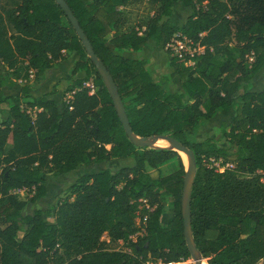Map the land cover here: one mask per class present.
<instances>
[{
    "label": "trees",
    "instance_id": "1",
    "mask_svg": "<svg viewBox=\"0 0 264 264\" xmlns=\"http://www.w3.org/2000/svg\"><path fill=\"white\" fill-rule=\"evenodd\" d=\"M64 1L112 77L132 133L168 136L192 152L190 232L198 253L207 264H261L264 87L251 91V79L264 68V0H148V21L127 31L122 9L144 0ZM177 5L193 9L181 27L171 22ZM175 34L204 47L192 66L169 56L171 71L157 76L150 60L126 56L149 41L169 55L165 47ZM71 54L78 55L70 72L71 101L57 105L46 94L31 96L30 76L43 77ZM81 72L85 77L76 79ZM12 80L25 82L20 96L2 94ZM89 81L91 95L84 86ZM230 110V124L191 142L217 113ZM0 115L5 116L0 122V264L190 258L180 155L129 142L101 77L54 0H0ZM127 158L133 167L81 176L70 187L73 199L57 204L53 221L41 210L23 215L26 203L12 193L28 191L29 203L35 204L47 195L44 174L65 175L80 165ZM171 161L176 169L162 175ZM147 168L158 178H150ZM137 213L146 219L145 233L133 241ZM166 213L171 218L163 224Z\"/></svg>",
    "mask_w": 264,
    "mask_h": 264
},
{
    "label": "rangeland",
    "instance_id": "2",
    "mask_svg": "<svg viewBox=\"0 0 264 264\" xmlns=\"http://www.w3.org/2000/svg\"><path fill=\"white\" fill-rule=\"evenodd\" d=\"M182 7V8H181ZM193 10L190 8H185V6L177 5L173 15L171 16V21L173 25L177 27H181L183 24L185 18L188 16V14H192ZM151 16V8L148 5L147 2L144 3V1H141L137 4L130 5V8L128 10V13L124 17V23L122 26L123 30H130L132 28H137L142 25H144L148 19ZM142 51H139L137 53L133 54H126L127 57H140L142 55ZM168 54L165 51H159L158 52V59L161 61L166 60L168 58ZM62 65L61 68H58L56 70V73L61 78H69L70 72L73 68L74 63L78 59L77 54H71ZM5 72V68L2 69ZM85 77V75H84ZM60 81H66L65 79ZM91 82V81H90ZM252 88L251 91L253 92H259L264 87V68L260 70L258 73H256L252 79ZM53 85H51V82L47 81L42 84V87L39 92L34 93L35 96H41L46 92L52 91ZM169 88L171 90H175L176 84L175 82L171 83ZM13 94V93H12ZM15 94V93H14ZM61 105V104H60ZM234 116V111H222L217 113L209 122L208 124L201 130H199L195 137L191 139V142H199L207 137L213 136V129L215 127L220 126L222 123L230 124ZM5 120L4 115H0V122ZM166 146H159L154 148H164L168 146V143H166ZM185 168L188 166V159L185 154L180 153L179 154ZM134 166V160L132 158L127 159H113L108 162H102V163H91L86 165H80L78 166L74 171H71L68 174L60 175L55 172L52 173H46L43 176L44 179V185L46 187L47 195L46 197L40 201H38L35 204L29 203L30 193L28 191L24 190H16L13 191V195L20 201H25L26 205L22 209V214H32L34 210L38 207L43 209L44 212V219L48 221H53L55 210L57 207V204L63 201L64 199H73V193H72V185L77 182V180L83 176L88 174H94L101 171L108 170L111 173H116L121 168H131ZM176 169V162L171 161L170 163L163 166L160 170V173L162 175L170 174ZM146 172L148 176L152 179L153 177L158 178V172L153 169H146ZM171 218L170 214H164L161 221L163 224H165L169 219ZM103 240L106 238L103 237ZM124 251H129L125 247L122 248ZM207 260V259H205ZM187 264V263H184Z\"/></svg>",
    "mask_w": 264,
    "mask_h": 264
},
{
    "label": "water",
    "instance_id": "3",
    "mask_svg": "<svg viewBox=\"0 0 264 264\" xmlns=\"http://www.w3.org/2000/svg\"><path fill=\"white\" fill-rule=\"evenodd\" d=\"M55 4L62 10L64 16L67 18L71 27L75 31L77 38L79 39L82 47L85 50L86 56L90 59L94 65L96 71L101 77L108 94L112 100L117 117L122 125L123 131L127 136L129 142L138 148L145 149H156L154 145L159 141H166L169 145L170 150L177 152L178 154H185L188 159V166L185 169V175L183 179V187L181 192V205H182V220H183V234L185 239L186 247L190 253V258L194 261V264H200L202 261L201 255L198 253L191 232H190V201H191V188L195 175V161L192 152L184 145L180 144L178 141L168 137V136H151V137H138L132 133L129 126V122L126 116V112L122 103V100L117 92L116 86L113 82L112 77L108 73L104 64L97 58L93 48L85 37L83 31L81 30L77 20L74 18L71 10L67 6L64 0H54ZM207 261V260H206ZM261 264H264V258Z\"/></svg>",
    "mask_w": 264,
    "mask_h": 264
},
{
    "label": "crops",
    "instance_id": "4",
    "mask_svg": "<svg viewBox=\"0 0 264 264\" xmlns=\"http://www.w3.org/2000/svg\"><path fill=\"white\" fill-rule=\"evenodd\" d=\"M145 2H147V1L144 0V3ZM129 8H130V6L122 9V11L124 12V14H123L124 17L128 13ZM185 8H188V7H185ZM191 10H193V9H191ZM189 15H191V14H188V16ZM158 52H159V50L156 48L155 44L152 41H149L148 45L143 48L141 56L145 59L150 60V62H151L150 69L152 71H154L157 76H160V75L169 73L171 70L167 67V62L169 60V56L166 60H163L160 62V60L157 57ZM67 59H69V58H67ZM64 62L60 63L58 65V68H61L63 66L62 64ZM58 68L47 70L45 72V74L43 75V77H41V78H34L33 76H30L29 82H27V85L30 87V95L33 97H38V96H35L36 94H34V93H37L40 91L42 84L44 82H46V78H47V81L51 82V85H53V88H52V91L46 92L43 95L46 94L47 98L49 100L54 101L57 105H60L62 102H64L67 97H71V99H72V96H73L75 89H70V83H69L70 77L69 78H62V77L60 78L59 75L56 73V70ZM84 75H85L84 72H81L76 76V79H81L84 77ZM63 79H65L66 81H63V82L60 81ZM174 82L176 83V81H174ZM24 84H25V82H22L20 80H18V81L12 80V81L8 82V84H6L4 87H2L1 92L4 96H20L21 95V88ZM153 178L157 179V177H153ZM35 210L43 211V209L38 208V207ZM53 220H54V218H53Z\"/></svg>",
    "mask_w": 264,
    "mask_h": 264
},
{
    "label": "built area",
    "instance_id": "5",
    "mask_svg": "<svg viewBox=\"0 0 264 264\" xmlns=\"http://www.w3.org/2000/svg\"><path fill=\"white\" fill-rule=\"evenodd\" d=\"M165 49L169 53L170 57L176 58L178 61L185 63V65L187 66H192L194 64L193 59L203 54L204 52L203 46L191 41L190 39H187L186 37L180 34H175L173 38L170 40V42L166 45ZM84 86L90 88V92H89L90 95L93 94L92 83L90 81L84 83ZM70 101H71V97H67L64 102L69 103ZM27 112H30V110H28ZM145 220H146L145 218L141 220L139 214L137 213V218L135 221L139 230L134 236L131 237L133 241L138 236L144 235L145 228L142 225H144ZM184 263L194 264V261L191 258H189L186 260L180 259L177 262H171V263H163L161 261H157V262H146L145 264H184Z\"/></svg>",
    "mask_w": 264,
    "mask_h": 264
},
{
    "label": "bare ground",
    "instance_id": "6",
    "mask_svg": "<svg viewBox=\"0 0 264 264\" xmlns=\"http://www.w3.org/2000/svg\"><path fill=\"white\" fill-rule=\"evenodd\" d=\"M167 142L166 141H163V140H159L156 144H155V147H158L157 145L159 146H166ZM169 147V146H168ZM164 148H167V147H164ZM200 264H207L206 260L205 259H202V261L199 262Z\"/></svg>",
    "mask_w": 264,
    "mask_h": 264
}]
</instances>
